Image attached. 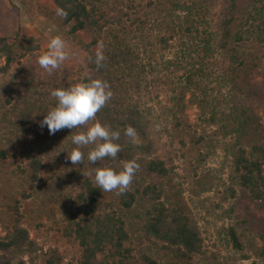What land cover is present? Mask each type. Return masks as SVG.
Here are the masks:
<instances>
[{
  "label": "trees",
  "instance_id": "obj_1",
  "mask_svg": "<svg viewBox=\"0 0 264 264\" xmlns=\"http://www.w3.org/2000/svg\"><path fill=\"white\" fill-rule=\"evenodd\" d=\"M32 1L41 16L60 28L65 41L77 45L86 54L85 63L78 66L74 75L75 85L93 79L110 85L112 70L107 60L100 65L95 63L98 44L105 46L108 34H114L112 39L118 43L136 27L149 26L152 13L162 18L170 33L158 36L161 50H168L178 33L186 37L195 34L197 40L192 38L191 42H185L177 58L181 65L184 64L188 90L199 89L205 96L203 100L193 96L191 103L204 109L213 99L220 100L217 95L221 96L223 90H228L223 97L221 118L212 113L207 122L224 121L225 128L235 135L232 165L238 185L244 196L264 211V0H46L49 5L43 4L45 0ZM217 2L218 11L213 13ZM58 7L67 12L66 17L56 14ZM178 13L183 14V21ZM43 42V37L24 32L18 21L13 25L4 24L0 30V73L6 74L14 66L21 65L41 50ZM109 47L116 51V46L109 44ZM112 54L111 68L121 59L120 53ZM258 76H262V81L256 80ZM204 80L217 84V88L205 86ZM33 82L31 78L29 83ZM16 92L0 97V118L6 115L3 114L6 106L12 104ZM184 92L185 88L179 98L182 105ZM17 93L25 113H31L35 106L31 96ZM140 114L120 110L111 97L81 130L85 132L99 121L118 131L120 137L116 143L123 147L118 154L124 153L123 159L128 162L134 160L136 154L150 152L149 144H134L133 138L125 135L126 128L131 126L135 129V137H146V126ZM186 128L197 131L196 125L187 124ZM203 141L201 136L190 137L195 146ZM40 154L31 153L26 157V167H17L30 188L42 181L44 171L59 181L55 166L46 163ZM5 159L6 150L0 148V160ZM102 161L104 165L97 161L93 168H88L90 170H82L79 183L70 182L68 188L61 189V204L58 205L61 216L55 225L61 241L72 252L73 258L68 264H194L203 241L184 202L178 197L173 201L165 199L163 188L154 183L132 186L123 194L118 189L105 192L96 184L95 171L105 168L111 160L105 157ZM143 166L148 175L169 176L165 163L159 159L146 161ZM235 195L234 188H229L223 201ZM138 207L143 211H137ZM10 224L4 236H0V264H26V261L29 264H65L66 257L57 249L44 252L31 238L18 212ZM258 226L260 231L258 229L256 235L264 241V219L258 221ZM228 237L236 250L242 249V239L233 227L228 228ZM261 255H264V248Z\"/></svg>",
  "mask_w": 264,
  "mask_h": 264
},
{
  "label": "rangeland",
  "instance_id": "obj_2",
  "mask_svg": "<svg viewBox=\"0 0 264 264\" xmlns=\"http://www.w3.org/2000/svg\"><path fill=\"white\" fill-rule=\"evenodd\" d=\"M43 4L49 5L50 2L45 0ZM218 8L217 2L213 13ZM178 15L183 21V14ZM150 18L149 26L143 29L136 27L118 43L112 39L114 34H108L103 46L105 60L112 70V99L116 100L120 110L141 113L146 137L136 136L133 143L150 145L149 154L135 155L139 168L128 188L154 183L163 188L165 199L173 201L178 197L184 202L187 214L203 241L194 264H264V255H261L264 241L256 235L258 221L264 219V211L250 202L238 185L232 165L235 135L225 128L224 121L216 124L207 122L212 113L221 118L225 103L223 97L228 90H223V96L217 95L220 100L213 99L204 109L191 103L193 96L201 100L205 96L199 89L188 90L184 64L181 65L177 58L185 42H191L192 38L196 41V35L186 37L184 33H178L170 42L169 49L161 50L158 36L170 33L161 17L152 13ZM212 19L215 20L214 17ZM16 21L24 32L43 37L44 42L41 50L21 65L14 66L6 74L0 73V97L16 90L31 96L35 104L31 113L26 114L16 92L12 104L6 106L3 113L6 115L0 118V148L6 150V159L0 160V236H4L6 227H11L10 221L18 212L21 224L43 251L57 249L61 256L66 257L65 264H68L72 261V252L61 241L55 225L61 216L58 206L61 204V189L68 188L70 182L79 183L83 177L82 170L94 166L87 158L94 145L81 146L83 162L72 165L68 154L77 147L72 143V136L81 133L83 125L49 135L47 127L41 128L40 122L56 105L51 91L74 86V75L87 56L77 45L62 38L60 28L41 16L32 0H0V30L4 24L13 25ZM57 36L65 41L67 59L49 73L39 66L38 59L47 51L50 40ZM109 44L116 46V51ZM114 52L120 53L121 59L111 68ZM31 78L33 83H29ZM256 80L262 81V76ZM204 84L217 88V84L207 80ZM184 88L182 105L179 98ZM6 117L8 120L4 121ZM187 124L196 125L197 131H189ZM185 134L194 138L201 136L204 141L195 146ZM30 152L41 153L46 163L54 165L59 181L44 171L41 182L32 188L26 186V178L18 173L17 167H26V157ZM123 155L110 157L111 162L106 167L122 170L127 162ZM153 159L165 163L169 170L167 178L148 175L145 171L144 163ZM99 162L104 165V161ZM229 188H234L236 195L223 201ZM136 210L143 211L141 207ZM230 227L242 239L241 250H236L230 242Z\"/></svg>",
  "mask_w": 264,
  "mask_h": 264
},
{
  "label": "clouds",
  "instance_id": "obj_3",
  "mask_svg": "<svg viewBox=\"0 0 264 264\" xmlns=\"http://www.w3.org/2000/svg\"><path fill=\"white\" fill-rule=\"evenodd\" d=\"M56 14L66 17L67 12L63 8H57ZM67 59L65 41L57 36L50 40L47 51L38 59L39 66L51 73L60 67ZM105 59L103 54V44H98L95 63L100 65ZM50 95L56 98V105L40 122V127H47L49 135H55L61 129H73L77 126L85 125L93 120L96 113L105 106L112 97L110 85L101 79H93L89 82H82L68 88H56ZM125 135L135 138V129L131 126L125 130ZM120 133L111 130L108 126L96 121L85 132L72 136V143L77 147L68 154V159L72 165L83 162V152L81 146L94 145L88 152L89 163L96 164L97 161L105 157L115 158L120 152ZM139 164L135 160L126 162L123 169L116 171L112 168H98L95 171L96 184L105 192L115 189L123 194L131 184Z\"/></svg>",
  "mask_w": 264,
  "mask_h": 264
}]
</instances>
